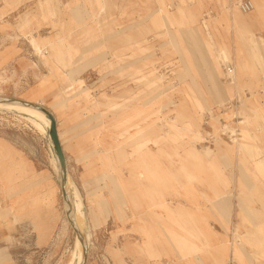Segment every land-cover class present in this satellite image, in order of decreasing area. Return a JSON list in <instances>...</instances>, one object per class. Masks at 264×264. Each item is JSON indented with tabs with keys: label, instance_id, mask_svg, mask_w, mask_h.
Returning <instances> with one entry per match:
<instances>
[{
	"label": "rangeland",
	"instance_id": "rangeland-1",
	"mask_svg": "<svg viewBox=\"0 0 264 264\" xmlns=\"http://www.w3.org/2000/svg\"><path fill=\"white\" fill-rule=\"evenodd\" d=\"M237 1L0 0V97L54 115L85 264H264L248 212L264 193V0ZM29 118L0 108V264L74 262L47 129ZM92 203H112L108 227L88 225Z\"/></svg>",
	"mask_w": 264,
	"mask_h": 264
},
{
	"label": "crops",
	"instance_id": "crops-1",
	"mask_svg": "<svg viewBox=\"0 0 264 264\" xmlns=\"http://www.w3.org/2000/svg\"><path fill=\"white\" fill-rule=\"evenodd\" d=\"M227 146H229V148L224 147V149H222V153L232 154V153H234L235 148L237 147V146H234V145H227ZM261 146H263L261 144V141H257L256 147H261ZM263 148H264V146H263ZM249 163H250V167L254 169L253 164L254 163H260V160H258V157L257 158H253V157L250 158V156H249ZM257 172L258 173H262L263 171L262 170L261 171L257 170ZM262 187L264 189V184H263ZM216 190H217L216 188H212V191H215V196L217 197L220 194L217 193ZM102 195L105 196V192L104 191L102 192ZM254 202L255 203L256 202H260L261 207L260 208H258V207L257 208L250 207L248 209V212H252L253 213V216H254L253 218L254 219L251 221V223H252V225L254 227L257 228V230L259 232V228H262V224H264V193L260 194L257 198H252L251 200H248L249 204L250 203H254ZM229 203L230 202H227V205H225V207L229 206ZM95 206L96 205H94L92 203L91 207H86L84 209L83 213H84L85 220H87L88 225L90 227H92L93 229L101 228L102 226L108 227V225H110V221H111V219L113 217V214H112L113 205H112V203L106 204V205H103V206L99 205L100 207H95ZM176 208H177V213L178 214H187V213H189L186 209H182L180 206H178ZM205 230L210 231V227L208 225H205ZM147 234H150V232H147L146 230L144 231V234H141L146 239V241L149 240V236H147ZM0 251H1V248H0ZM195 260H199V258H196Z\"/></svg>",
	"mask_w": 264,
	"mask_h": 264
},
{
	"label": "bare ground",
	"instance_id": "bare-ground-1",
	"mask_svg": "<svg viewBox=\"0 0 264 264\" xmlns=\"http://www.w3.org/2000/svg\"><path fill=\"white\" fill-rule=\"evenodd\" d=\"M238 3H239V0L237 1V4ZM253 9H254V4L252 3V9L251 10H249V11H242V10L238 9V11L240 13L247 14V13L252 12ZM257 39H258V37L255 38V40H257ZM252 41H253V39H252ZM257 42H258V40H257ZM256 51H257V49H256ZM23 101H25V100H23ZM0 108L13 109V110H17V111L24 112L25 114L29 115L30 118L32 116V117H35L38 120H40L44 124V126L46 127V129H48L49 126H50V119L44 113H42L41 111H39L38 109H35L33 107L26 106V105H23V104L18 103V102H12V103H2V102H0ZM30 120L32 121V119H30ZM32 122H35V121H32ZM34 126H35V124H34ZM36 126H37V124H36ZM40 129H41V127H40ZM47 135H48V132H47ZM48 137H49V135H48ZM49 141H50V150H51V153H52V157L54 159V162H55V169H56V172H57L58 176L60 177V171H59V168H58V165H57V161H56V157H55V154H54V150H53V147H52V142L50 140V137H49ZM238 145H239V147H243L244 146L243 144H239V143H238ZM226 147L229 148V146H226ZM66 191H67L68 202H69V206H70V217L73 219L75 225L77 226V228L82 233L83 238H84V241L87 244L88 237H87V234L84 233V231H83V227L84 226H83V219H82V215H81L82 212L80 211V208L77 207L74 203H72V201L70 199L71 194L77 192V190H76L75 186L74 187L71 186L70 181L68 180V176H67V183H66ZM60 194H61V190H60ZM63 207H64V213H65V210H66L67 206L64 204ZM74 243H75V246H74L75 247V249H74L75 250V252H74L75 261L73 262V260H70L66 264H80L82 262L83 252H82V247H81V244H80V242L78 240L77 235L75 237V242Z\"/></svg>",
	"mask_w": 264,
	"mask_h": 264
},
{
	"label": "water",
	"instance_id": "water-1",
	"mask_svg": "<svg viewBox=\"0 0 264 264\" xmlns=\"http://www.w3.org/2000/svg\"><path fill=\"white\" fill-rule=\"evenodd\" d=\"M0 102L2 103L18 102L23 105L33 107L35 109H38L42 113H44L50 119V126L47 129V132L52 142V147H53L57 165L60 171L59 185H60V190H61V197H62L63 205L65 204L67 206L65 210V215L73 231L76 233L78 240L82 247L83 255H82V262L80 264H85L86 259H87V244L84 241L82 233L75 225L73 219L70 217V206H69L68 195L66 191V183H67V176H68L67 164H66V159H65V156L62 150L59 137H58L56 119L54 115L48 109H46L45 107L41 106L38 103L23 101V100L16 99V98H4V97H0Z\"/></svg>",
	"mask_w": 264,
	"mask_h": 264
},
{
	"label": "built area",
	"instance_id": "built-area-1",
	"mask_svg": "<svg viewBox=\"0 0 264 264\" xmlns=\"http://www.w3.org/2000/svg\"><path fill=\"white\" fill-rule=\"evenodd\" d=\"M238 7L242 11H249L252 9L251 0H239Z\"/></svg>",
	"mask_w": 264,
	"mask_h": 264
}]
</instances>
